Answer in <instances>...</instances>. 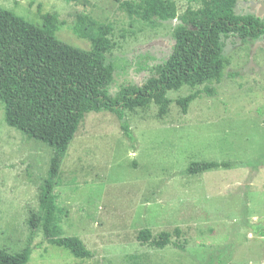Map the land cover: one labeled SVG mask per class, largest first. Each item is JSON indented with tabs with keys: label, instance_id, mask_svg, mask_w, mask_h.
I'll list each match as a JSON object with an SVG mask.
<instances>
[{
	"label": "rangeland",
	"instance_id": "rangeland-1",
	"mask_svg": "<svg viewBox=\"0 0 264 264\" xmlns=\"http://www.w3.org/2000/svg\"><path fill=\"white\" fill-rule=\"evenodd\" d=\"M140 1L0 0V7L37 28L55 19L57 40L81 50L106 30L105 62L113 67L106 91L114 97L149 78L148 69L170 56L180 16L201 7L200 0H170L172 19L144 22ZM234 1L237 15L264 16V0ZM222 55L221 81L208 86L214 94L194 100L185 115L175 101L204 86L169 91L163 118L153 104L126 111L132 141L115 115H85L53 192L56 226L63 237H77L90 259L49 244L41 227L30 231L27 218L40 213L38 187L53 151L9 127L0 103V248L29 247L26 264H264V35L230 36ZM192 162L228 167L187 175ZM142 229L184 240V250L141 247Z\"/></svg>",
	"mask_w": 264,
	"mask_h": 264
},
{
	"label": "trees",
	"instance_id": "trees-1",
	"mask_svg": "<svg viewBox=\"0 0 264 264\" xmlns=\"http://www.w3.org/2000/svg\"><path fill=\"white\" fill-rule=\"evenodd\" d=\"M200 1L198 10L187 7L180 16L170 56L149 68L150 76L140 86H123L114 97L106 91L113 74L112 65L105 62L109 50L106 30L91 39L89 50H81L57 40L55 19L44 18L43 26L37 28L0 7V103L4 121L27 139L53 151L46 178L38 187L40 213L30 212L27 218L30 231L41 227L49 244L81 260L92 257L77 237L61 235L55 224L61 210L53 192L63 156L86 114L105 111L115 115L123 136L132 141L126 111L145 110L153 104L158 118H163L171 104L169 91L204 86L175 101L185 115L194 100L203 94H214L209 85L221 81L224 40L230 36L242 41L258 40L264 35V16L237 15L234 0ZM135 6L142 10L144 22H150L152 17L170 20L175 14V4L170 0H141ZM227 167V163L192 162L185 173L198 175ZM136 240L141 247L152 250L171 247L183 251L185 246L184 240H171L167 233L153 238L148 229L140 230ZM30 253L29 247L18 253L0 248V264H26Z\"/></svg>",
	"mask_w": 264,
	"mask_h": 264
}]
</instances>
